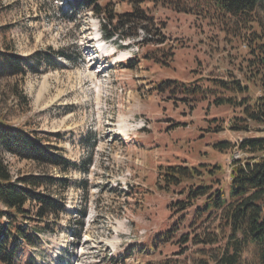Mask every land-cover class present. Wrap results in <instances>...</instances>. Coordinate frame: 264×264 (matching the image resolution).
<instances>
[{
	"label": "rangeland",
	"instance_id": "374dc122",
	"mask_svg": "<svg viewBox=\"0 0 264 264\" xmlns=\"http://www.w3.org/2000/svg\"><path fill=\"white\" fill-rule=\"evenodd\" d=\"M111 1L119 13L131 10L125 0ZM77 4L0 0V48L10 45L25 58L37 51L54 55L24 76L0 78V115L37 130L69 163L40 164L4 152L14 179L54 178L40 190L64 205L42 220H36L33 203L26 206L30 219L20 223L37 234L17 264H151L185 257L190 264L191 243L147 250L157 233L178 224L185 214L170 207L185 197L181 187L160 190V167L218 163L227 188L232 160L251 156L237 145L264 132L232 131V118L240 110L218 107L211 96L191 106L181 95L155 87L167 79L208 87V79L231 73L244 81L240 68L248 57L247 45L201 14L150 3L143 7L152 18L137 36L109 39L103 17ZM107 30L114 31V24ZM14 89L25 95L26 105H20ZM250 89L252 99L260 96L258 87ZM219 125L223 129L215 131ZM221 141L234 146L220 152L213 145ZM6 209L0 204L2 222ZM193 210L178 234L191 231Z\"/></svg>",
	"mask_w": 264,
	"mask_h": 264
},
{
	"label": "trees",
	"instance_id": "16d2710c",
	"mask_svg": "<svg viewBox=\"0 0 264 264\" xmlns=\"http://www.w3.org/2000/svg\"><path fill=\"white\" fill-rule=\"evenodd\" d=\"M102 1L106 3L102 5ZM125 1L130 4L131 10L124 13L116 11L111 0H78L77 6L103 17L106 38L137 36L136 32L144 29L142 24L152 18L143 7L147 3L171 8L177 13L201 14L219 23L227 35L241 38L248 50V57L243 59L240 68L244 81L231 73L225 78L208 79L211 83L208 87L167 79L155 88L162 93L169 91L172 95H181L183 101L190 105L211 96L213 104L218 107L227 105L240 110L241 114L232 118V131L264 132L252 127V124L264 126V0ZM113 24L115 30L108 31L107 25ZM125 30L134 32L123 35ZM57 56L65 55L57 53ZM50 57L54 58L53 51H37L25 58L10 45L0 48V78L24 76L30 70H38L42 60ZM147 59L157 60V56L148 55ZM250 86L261 91L256 99L249 96ZM14 91L20 105H26L25 95ZM222 129L219 125L214 130ZM46 143V137H42L37 130L9 123L5 115H0V204L7 208L1 212V217L6 215L7 219L0 221V264H17L24 246L33 244L37 231L34 229V233H30L27 223H20L23 219H30L28 214L31 209L26 206L34 204L36 220L63 209L64 205L55 197L40 190L53 184L54 178L25 175L14 179L3 157L4 152H10L40 164L67 166L69 163L56 147L53 151ZM213 146L223 152L234 145L221 141ZM237 147L251 156L231 162L227 188L222 185L224 168L218 163L198 166L173 163L160 167V190L167 193L172 188L181 187L179 193L185 197L171 203L170 207L178 214H185L178 224L157 233L147 250L176 242L182 245L191 243L194 251L190 264H264V136L246 138ZM191 209H194L189 225L191 231L178 234ZM186 259L166 258L151 264H189Z\"/></svg>",
	"mask_w": 264,
	"mask_h": 264
}]
</instances>
